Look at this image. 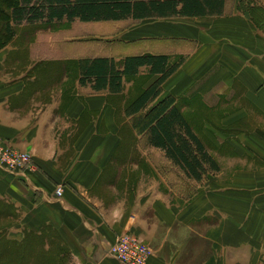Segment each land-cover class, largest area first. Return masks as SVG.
<instances>
[{
  "label": "crops",
  "instance_id": "crops-1",
  "mask_svg": "<svg viewBox=\"0 0 264 264\" xmlns=\"http://www.w3.org/2000/svg\"><path fill=\"white\" fill-rule=\"evenodd\" d=\"M225 1L221 16L145 20L144 28L127 33L121 32L122 24L140 21H77L97 27L94 41L83 31L77 38L74 27L15 28V37L0 47V139L29 153L32 167L17 174L0 168V196L13 204L17 216L11 232L17 229L16 236L24 237L27 231L41 234L54 227L70 252L66 264H120L108 252L125 231L151 247L157 237L172 234L181 239L179 235L188 234L177 249L171 243L160 244L148 264H188L185 251L194 253L206 244V237H232L233 228L227 224L237 206L231 190L237 188L219 179H245L243 187L250 192L249 179L264 177V0ZM25 30L30 31L24 36L27 42L22 37ZM84 44L95 46L92 54L69 52ZM136 55L167 56V69L180 62L162 85L160 100L175 98L186 117L198 110L213 116L200 136L221 162L220 169L208 170L202 182L188 179L199 184L189 200L168 186L162 169L171 162L148 144L145 135L148 155L140 158L147 160L144 167L150 172L137 189L134 181L123 180L136 176L137 167L136 157L126 152L123 134L130 129L139 135L125 114V86L144 79L136 96L160 76H151L143 67L136 77L125 78L123 92L115 95L82 87L77 66L68 73L82 59L113 58L121 64ZM229 164L235 168L228 172ZM153 170L158 180L151 177ZM178 174L183 178L181 171L175 177ZM59 188L61 198L56 195ZM247 200L242 196L240 202ZM242 224L249 227L246 217ZM224 241H211L218 258L210 264H258L247 247Z\"/></svg>",
  "mask_w": 264,
  "mask_h": 264
},
{
  "label": "trees",
  "instance_id": "trees-1",
  "mask_svg": "<svg viewBox=\"0 0 264 264\" xmlns=\"http://www.w3.org/2000/svg\"><path fill=\"white\" fill-rule=\"evenodd\" d=\"M225 0H0V47L16 35L17 26L120 22L132 19L201 18L221 16ZM164 55L127 56L121 64L113 58H87L77 63L80 85L93 91L123 92L124 79L134 78L147 67L159 80L134 96L126 108L133 129L145 135L148 144L165 153L166 159L183 175L202 182L208 170L219 171L207 142L195 128L196 120L186 117L175 98L160 100L164 82L180 67H168ZM211 146V145H210ZM14 258L9 259L12 264Z\"/></svg>",
  "mask_w": 264,
  "mask_h": 264
},
{
  "label": "rangeland",
  "instance_id": "rangeland-1",
  "mask_svg": "<svg viewBox=\"0 0 264 264\" xmlns=\"http://www.w3.org/2000/svg\"><path fill=\"white\" fill-rule=\"evenodd\" d=\"M160 23L159 21H156ZM1 24V23H0ZM149 25V23H146ZM124 25L122 27L121 32L127 33L132 31V28H144L145 23L143 22H128L122 24ZM1 26V25H0ZM68 27H74L77 34V38H82L80 36L81 31L83 33H91L92 35H86L87 40L94 41L96 40L97 34V27L95 26H88L80 24L79 22L74 24H54L50 28L54 31L56 30H64ZM46 29V28H42ZM30 35V31H24L22 34V37L24 38V41L27 42L28 40L24 36ZM122 35L119 34L118 36ZM128 35V34H127ZM126 36V35H125ZM31 40V39H30ZM80 45V44H79ZM87 45V44H84ZM72 46L69 49V52H78L81 51L83 53L92 54L91 51L95 49V46L87 45L84 46ZM76 63H73L69 67L68 73L75 72ZM74 78H72L73 80ZM144 79L137 80V82L134 85H126V96H122V101H125L127 99L130 103L132 98L135 96V93L139 90L141 85L143 84ZM71 84V83H70ZM198 104L201 105L202 102L198 101ZM198 106V107H199ZM197 107V108H198ZM192 108V107H191ZM203 113V114H200ZM188 118L192 121L196 120L195 128L199 131L200 126L202 128L208 123L213 121V116L209 117L208 113L205 114L204 111L198 110L197 113H190L187 114ZM219 114H216L214 117L215 124L219 122L217 120V117ZM201 128V129H202ZM129 129V126L126 130ZM128 135L126 133V136L123 134V137H125L126 140H128V148H125L128 155H133L135 158L134 163L137 165L135 168V174L136 176L132 177V179H123L124 183L125 181H134L133 187L137 189V186L140 184L141 180L143 178L147 177V173L150 172L149 169L145 168L144 166H147L146 162H143L140 156H144L145 159L148 155L147 149H145L146 143L143 140L144 136L135 135L130 129L127 131ZM224 132V131H221ZM227 132H230V130H227ZM13 147V146H12ZM14 148V147H13ZM15 149V148H14ZM123 149V148H122ZM18 151V150H17ZM21 152V151H18ZM25 153V152H21ZM29 154V153H27ZM157 154H160L157 153ZM227 156L235 157L233 154L230 153H224ZM30 155V154H29ZM31 156V155H30ZM32 157V156H31ZM226 158V157H225ZM235 160V159H233ZM218 163V162H217ZM218 164H221L219 162ZM235 164V162H234ZM233 165V163H232ZM260 165V163H258ZM236 166V164H235ZM32 165L27 168L31 169ZM148 167V166H147ZM235 167H231V165H227L225 167L226 171H230L231 169H234ZM128 169L130 170V167L128 165ZM162 170H165L167 174H165L162 171V175L166 176V181L168 180V186H172L173 190H176L177 192L182 193V196L185 198V200L191 199V197L195 194V192H198V185L195 182L188 181V179L183 176V178L175 177L176 171H179L176 167H174L171 163H168L166 168H163ZM264 171V170H263ZM158 172L155 170L152 171V176L154 179L158 180ZM207 174L205 175L204 179L206 178ZM215 179V178H213ZM212 179V180H213ZM229 178H223L219 179V182L222 184L224 180L226 181V184L237 188L236 192H232L231 190V197L233 200H236V208L232 209V215L230 218L229 223L227 224L230 226V228H233L232 230V237H206V244L201 245L194 253H190L189 251H185V255L190 259L188 264H210L212 261H216L218 258V254L216 251H213L212 249V240L218 239V238H224L225 244H233L239 245L240 247H247V249L251 252H253L254 255H256L259 259H257L258 264H264V177L252 180L249 179L251 182V186H253L250 189V192H247L246 189L243 187L245 185L244 181L245 179H239L236 177L235 179H229ZM181 180V181H180ZM229 181V182H228ZM203 183H200L202 185ZM61 189V188H59ZM183 189V191L181 190ZM136 191V190H135ZM246 191V192H245ZM247 197V202L245 204H242L240 202L241 197ZM13 204L7 203L4 198L0 196V264H8L10 258H14L12 264H66L69 260V254L70 252L66 249L65 243L63 242V238L61 237L60 233L55 229L54 227L50 226L47 227L41 234H37L34 232H25L24 237H17V229L14 230V232L10 231V228L15 227L17 223V216L16 212L14 210ZM238 205H240L238 207ZM230 211V212H231ZM8 216V218H7ZM246 217V220L249 224V227H245L242 224V219ZM207 220V219H206ZM10 231V232H9ZM243 233L246 234V237H244ZM125 236H131L135 237L139 241H141L144 245H146L149 249V259L154 256V251L157 250L161 245L160 244H166L171 243L174 245V248L177 249V246L186 238H189L187 233H184L182 235L181 239H179L178 236H174L170 234L172 237H157V241H155L152 244V247L149 246L142 238L138 237L134 233L131 232H122L116 237V242L118 241V238L125 237ZM169 240V241H167ZM182 243V245L184 244ZM179 247V246H178ZM111 250V248H110ZM109 250V251H110ZM188 253V254H186ZM109 256V252H108ZM110 257V256H109ZM149 261V260H148Z\"/></svg>",
  "mask_w": 264,
  "mask_h": 264
},
{
  "label": "built area",
  "instance_id": "built-area-1",
  "mask_svg": "<svg viewBox=\"0 0 264 264\" xmlns=\"http://www.w3.org/2000/svg\"><path fill=\"white\" fill-rule=\"evenodd\" d=\"M32 165V157L27 153L18 152L12 145L0 139V168L10 174L26 171ZM57 197H62V189L56 192ZM109 256L120 264H148L149 249L135 237H119L116 244L111 247Z\"/></svg>",
  "mask_w": 264,
  "mask_h": 264
}]
</instances>
